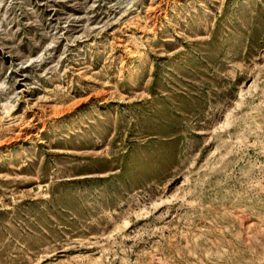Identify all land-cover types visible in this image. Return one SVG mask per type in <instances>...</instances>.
<instances>
[{
    "label": "rangeland",
    "instance_id": "1",
    "mask_svg": "<svg viewBox=\"0 0 264 264\" xmlns=\"http://www.w3.org/2000/svg\"><path fill=\"white\" fill-rule=\"evenodd\" d=\"M0 264H264V0H0Z\"/></svg>",
    "mask_w": 264,
    "mask_h": 264
}]
</instances>
